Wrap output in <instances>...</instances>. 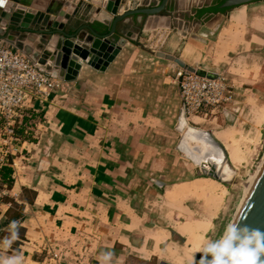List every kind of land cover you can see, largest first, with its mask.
<instances>
[{"label": "crops", "instance_id": "1", "mask_svg": "<svg viewBox=\"0 0 264 264\" xmlns=\"http://www.w3.org/2000/svg\"><path fill=\"white\" fill-rule=\"evenodd\" d=\"M56 1L31 0L28 27L6 34L35 54L47 38L41 32L64 20L58 11H47L51 3L59 9L63 2ZM88 2L71 5L69 21L87 23L98 6ZM131 2L153 7L161 0ZM213 2L170 0L166 11L172 16L151 15L143 25L126 19L116 37L127 42L105 70L83 60L74 80L64 79L45 103L30 105L15 139L0 135V237L8 234L10 221L24 224L12 248L23 252L25 264H98L99 254L109 250L112 264L189 263L192 249L188 245L180 253V238H186L178 227L191 221L211 228L216 216L197 196L172 200L169 193L200 177L217 180L197 173L178 149V120L185 107L180 69L156 52L225 76L232 99L215 119L187 117L211 130L229 156L221 134H233L263 81L264 0L207 14L195 23V11ZM199 144L192 145L195 153ZM5 167L11 168L10 182L3 176Z\"/></svg>", "mask_w": 264, "mask_h": 264}, {"label": "water", "instance_id": "2", "mask_svg": "<svg viewBox=\"0 0 264 264\" xmlns=\"http://www.w3.org/2000/svg\"><path fill=\"white\" fill-rule=\"evenodd\" d=\"M56 1V0H54ZM63 3L58 10L54 9L55 3H51L48 12L58 11V16L63 17V22L55 24L52 30H43L41 33L47 38L41 40V45L35 54L26 50L21 44L16 43L15 37L6 34L13 27L27 28V22L33 13L28 6L31 0H3L0 3V37L9 44L15 46L26 56L37 61L43 69L53 77H61L67 81L74 80L77 76V68L83 60L95 68L105 70L108 62L118 53L120 47L127 42L125 36L117 38L119 25L126 19L131 22L142 23L148 16L163 15L172 16L167 13V5L170 0H161L160 4L153 7L130 8L127 0H61ZM89 1L97 2L98 6L94 11V16L85 24L76 23L70 20L68 9L71 5H84ZM132 1V0H130ZM260 0H224L219 7L221 9L233 8L235 6L249 4ZM57 2V1H56ZM129 3V4H127ZM100 13L107 16L98 17ZM26 14V15H25ZM76 14V13H74ZM222 14V13H217ZM25 15V16H24ZM25 17L23 22L21 19ZM59 20V19H58ZM69 21V23H67ZM201 19L195 23L200 24ZM68 24V25H67ZM144 23H142L143 25ZM177 28H181V21ZM130 32H127L128 35ZM158 57L174 62L179 69L189 73L193 72L199 76L210 79L217 78V72L209 71L201 67L192 66L182 60L179 56L158 50ZM178 130L180 132L179 150L184 153L195 166L197 173L209 175L223 184L239 183L241 179L235 177V169L230 161L229 154L225 146L214 136L209 129H202L191 124L187 117L185 107H183L178 120ZM205 143L213 147L220 155V160H215L205 155L202 159L194 157L193 144ZM230 169L233 179H225L226 169ZM232 222H239L240 225H247L250 228L264 230V164L261 167L255 181L246 195L238 213ZM183 242V238H180ZM264 259V257H262ZM160 264H170L162 261Z\"/></svg>", "mask_w": 264, "mask_h": 264}, {"label": "built area", "instance_id": "3", "mask_svg": "<svg viewBox=\"0 0 264 264\" xmlns=\"http://www.w3.org/2000/svg\"><path fill=\"white\" fill-rule=\"evenodd\" d=\"M130 8H136L131 1ZM217 75V78L210 79L193 72L178 71L177 80L187 115H196L203 120L213 115L216 117L231 101V88L225 76L222 73ZM63 80L51 76L37 61L0 40V123L4 129L0 135L15 139V128L24 120L30 105L45 103L51 92L58 91ZM3 196L4 190L0 186V215Z\"/></svg>", "mask_w": 264, "mask_h": 264}, {"label": "rangeland", "instance_id": "4", "mask_svg": "<svg viewBox=\"0 0 264 264\" xmlns=\"http://www.w3.org/2000/svg\"><path fill=\"white\" fill-rule=\"evenodd\" d=\"M254 99L256 101H254V105H249L252 111H250V108H248V110L246 109L242 113L241 119L243 120L239 121L235 129H232L233 134H221L224 141H226V143L229 145V153L230 156H232L230 158V161L231 163H233V167L236 172L235 177L241 179V182H231L230 184L222 183L225 187L214 185L211 190H213L214 193L217 192V195L223 194L221 202L218 200H214L212 201V204L211 202L209 203L210 198H201L207 204H205L207 208L210 209V215L212 217H216L213 219L214 223L213 225H211V228L209 227L208 223H205V225H203L204 230L199 231L201 233V240L198 248L197 246H193L191 241L188 240L187 237H185L191 244L192 250H190V252H187L189 254L188 258L190 259V261H198L202 255V252L198 251V249L202 248L208 242V240L219 238L225 226L233 221L245 196L244 182H247L253 177V174L256 173L264 159V69L263 81H261V83L259 84ZM214 117L215 115L211 117L209 116L206 119V123H208V121L210 120L215 119ZM199 120L203 122L202 118ZM231 148H235L236 150V159L234 156L235 150L231 151ZM180 246V253H185L187 250L186 247L188 246L186 240L184 242L181 240ZM170 256L175 257V252H171ZM180 260L182 261V258H180ZM185 264L189 263L185 261Z\"/></svg>", "mask_w": 264, "mask_h": 264}, {"label": "clouds", "instance_id": "5", "mask_svg": "<svg viewBox=\"0 0 264 264\" xmlns=\"http://www.w3.org/2000/svg\"><path fill=\"white\" fill-rule=\"evenodd\" d=\"M20 227H24L22 222L12 220L8 234L0 237V264H25L23 252L12 248ZM198 251L202 252L200 259L189 264H264V230L230 222L219 238L208 240ZM112 258V251H103L97 257L98 264H112Z\"/></svg>", "mask_w": 264, "mask_h": 264}, {"label": "bare ground", "instance_id": "6", "mask_svg": "<svg viewBox=\"0 0 264 264\" xmlns=\"http://www.w3.org/2000/svg\"><path fill=\"white\" fill-rule=\"evenodd\" d=\"M192 147H194V146H192ZM198 147H199L198 148L199 149V153H195L196 150H195V148H193L194 149V157H196V159L202 158L204 155L208 154V156L211 157L212 159H215V160H218V161L220 160V158H219L220 155H218V152H216L215 148H213V147L210 148L209 145H207L205 143H200ZM234 150H235V148L234 149L231 148V151H234ZM236 155L237 154H236V150H235V154H234L235 159L237 157ZM263 164H264V159H263L261 165L259 166L258 170L256 171V173L253 174V177L251 176L252 177L251 179H249L247 182H244V185H245V196H244V199H245L246 195L248 194V192H249L253 182L255 181V179H256L261 167L263 166ZM231 173L232 172H230V169L227 168L225 170L224 178L225 179H233ZM214 185L215 186H223V187H225L218 180L215 181V180H213L211 178H206V179L199 178V179H195L193 181H190L188 183H185V184H182V185H179V186L175 187L176 189L173 190L172 193H169V198L173 200V199H177V198H179L181 196H184V195H194V196H197L198 198H202V197H204V198L207 197L208 199L210 198L209 203L211 202L212 204H213L212 201H214V200H218V201L221 202L223 194L222 195H217V192L214 193V191L211 190V188ZM244 199L242 200L241 205H242ZM241 205H240V207H241ZM240 207H239V209H240ZM239 209H238V211H239ZM238 211H237V213H238ZM203 225H205V224H202V225H199V226H195V225H193V223H191V221H189L188 224L180 225L178 228H179V232L183 236L187 237L188 240L191 241L193 246H197V248H198V246L200 244V240H201V233L199 231L204 230L203 229ZM188 240L186 239V243L189 246H191V244H190V242Z\"/></svg>", "mask_w": 264, "mask_h": 264}, {"label": "trees", "instance_id": "7", "mask_svg": "<svg viewBox=\"0 0 264 264\" xmlns=\"http://www.w3.org/2000/svg\"><path fill=\"white\" fill-rule=\"evenodd\" d=\"M224 0H214L213 4L211 5H207V6H203L201 8H198L195 11V17H197L198 19H202L205 15L207 14H216V13H224L227 10H229L230 8H226V9H221L219 7V5L223 2ZM10 173H11V168L9 167H5L4 168V172H3V176L5 178H7V181H11L10 178ZM9 177V178H8Z\"/></svg>", "mask_w": 264, "mask_h": 264}, {"label": "snow or ice", "instance_id": "8", "mask_svg": "<svg viewBox=\"0 0 264 264\" xmlns=\"http://www.w3.org/2000/svg\"><path fill=\"white\" fill-rule=\"evenodd\" d=\"M3 2V0H0V3H2Z\"/></svg>", "mask_w": 264, "mask_h": 264}, {"label": "flooded vegetation", "instance_id": "9", "mask_svg": "<svg viewBox=\"0 0 264 264\" xmlns=\"http://www.w3.org/2000/svg\"><path fill=\"white\" fill-rule=\"evenodd\" d=\"M197 18V17H196Z\"/></svg>", "mask_w": 264, "mask_h": 264}]
</instances>
